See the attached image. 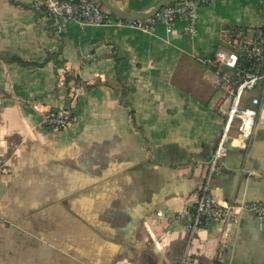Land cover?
<instances>
[{
    "label": "crops",
    "instance_id": "0c3cea01",
    "mask_svg": "<svg viewBox=\"0 0 264 264\" xmlns=\"http://www.w3.org/2000/svg\"><path fill=\"white\" fill-rule=\"evenodd\" d=\"M42 1L0 0V159L10 170L0 174V264H178L189 233L175 218L192 213L225 121L203 60L227 47L228 27L264 30V0L202 6L195 30L71 22L62 36ZM161 1L109 0L131 16ZM253 97L249 145L232 147L214 178L221 206L264 204V89ZM64 108L71 125L46 127L45 113ZM190 253L200 264H264V222L240 212L238 224L197 232Z\"/></svg>",
    "mask_w": 264,
    "mask_h": 264
},
{
    "label": "built area",
    "instance_id": "2783aa9c",
    "mask_svg": "<svg viewBox=\"0 0 264 264\" xmlns=\"http://www.w3.org/2000/svg\"><path fill=\"white\" fill-rule=\"evenodd\" d=\"M225 1L228 0H169L155 17L140 21L121 19L95 0H43L36 7L43 18L52 23L54 32L62 36L71 22L83 27L116 26L151 33L155 21L159 20L168 32L173 31L177 22H186L191 30H195L199 8ZM226 34L227 47L218 49L212 57L203 60L218 77L219 96L213 108L225 121L192 213L189 216L178 214L175 218L189 233V241L178 264H200L190 253L191 241L200 230L219 223L238 224L240 212L264 222V204L242 202L221 206L212 195L214 178L229 150L232 147L246 149L253 136L261 100L259 97L247 99V95L264 89V30L259 29L250 36L244 28L228 27ZM60 78L65 77L61 75ZM74 92L72 98L82 92V87H77ZM72 120L69 108L49 111L44 116L46 127L55 132L68 128ZM9 173L6 160L0 159V174Z\"/></svg>",
    "mask_w": 264,
    "mask_h": 264
},
{
    "label": "water",
    "instance_id": "95a60500",
    "mask_svg": "<svg viewBox=\"0 0 264 264\" xmlns=\"http://www.w3.org/2000/svg\"><path fill=\"white\" fill-rule=\"evenodd\" d=\"M104 7L110 11L112 14H114L115 16L124 19V20H128V21H140V20H148L151 19L153 17H155L160 11L161 9L167 4V2L169 0H162L161 3L151 12L148 14H142V15H136V16H131L128 14H125L117 9H115L109 2V0H101Z\"/></svg>",
    "mask_w": 264,
    "mask_h": 264
},
{
    "label": "trees",
    "instance_id": "16d2710c",
    "mask_svg": "<svg viewBox=\"0 0 264 264\" xmlns=\"http://www.w3.org/2000/svg\"><path fill=\"white\" fill-rule=\"evenodd\" d=\"M67 83H68V85H70V83H71V80H70V79H68V80H67Z\"/></svg>",
    "mask_w": 264,
    "mask_h": 264
}]
</instances>
